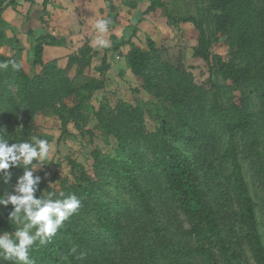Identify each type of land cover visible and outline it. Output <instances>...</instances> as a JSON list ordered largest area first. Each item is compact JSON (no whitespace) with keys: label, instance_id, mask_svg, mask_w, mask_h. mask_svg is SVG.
Here are the masks:
<instances>
[{"label":"trees","instance_id":"1","mask_svg":"<svg viewBox=\"0 0 264 264\" xmlns=\"http://www.w3.org/2000/svg\"><path fill=\"white\" fill-rule=\"evenodd\" d=\"M149 3L147 14L162 9L168 18L172 17L162 0H149ZM46 4L47 1L45 6ZM5 5L6 1L1 0L0 16ZM213 5L209 8L214 23L212 31L204 29L197 19L180 20L192 23L199 31L198 46L194 49L193 56L206 64L210 78L219 75L236 89H253L261 93L260 98L264 101V6H253L248 0H213ZM219 38H225L230 46V57L227 60L212 54L213 44ZM66 42L67 38L56 39L49 33H44L37 39L34 66L42 68L39 76L30 77L22 66L19 71L13 70L11 65L6 70H0V100L3 103L9 102L15 114L19 113L20 107L24 108V119L19 123L20 129L16 134H10V123L0 119V129H4L10 142L30 140L35 136L52 143L53 139L45 133V121H38L40 116L59 122L63 136H70L68 127L71 124L77 131L85 132L92 121L89 103L97 91L105 89L107 58L103 57L101 79L86 75L93 59L100 55L89 46L82 47L72 55L65 66L45 64L44 46L60 48L65 47ZM125 46L130 47L124 57L126 68L143 81L142 91L155 99V113L148 114L155 121H160V127L157 133L149 132L143 125L144 112L147 111L137 108L133 112H121L112 124L106 123L100 109L96 114L99 128L107 136L121 141L125 126L119 125L120 122L142 123L141 128H137L134 139L140 141L151 154L152 167L160 172L170 203L189 223V229L183 234L194 241L191 253L201 257L205 264H219L220 259L223 264H233L238 259L239 252L235 249L234 241L223 236V217L224 221L225 218L228 219L232 231L235 223L241 226L239 229L235 227L234 236L246 243L255 264H264V238L260 231L257 205L245 176L238 142L239 135L252 134L245 143L247 148L252 147L256 140L254 132L260 123L264 124V111L257 114L249 110L247 101L224 105L217 93L213 94L214 99L208 105L203 97V89L194 86L191 75L163 61L157 54L156 44L152 39L148 40L150 51L136 46L131 39L121 44V47ZM13 60L16 61L14 57L0 55V62ZM73 71L75 75L71 77L70 73ZM11 86L16 87V96L9 93ZM70 100L71 105L66 102ZM200 115L207 119V126L213 124L228 136L221 161L231 168L232 198L231 205H225L222 210L211 204L197 169L178 146L181 142L199 141ZM87 133L91 137L95 136L92 131ZM207 135L208 133L206 139ZM259 156L260 153L254 151L256 160H259ZM95 161H100L98 152L95 153ZM105 163L107 168L103 171L108 172L109 178L120 182L128 190L138 201L140 210L149 215L147 217L154 216L152 192L141 187L135 169L129 162L116 157ZM70 164L79 174L74 192L81 199L82 207L77 215L65 222V226L50 244L33 250L31 256L35 264H156L152 251L151 259L145 258L142 246L145 236H141V228L135 227L131 222L133 219L127 215L117 213L114 216L109 205L96 199V191L102 189L98 183L82 165L74 161H70ZM98 168L102 169V166L98 164ZM12 171L14 184L15 174H21L22 170ZM34 175L44 178L46 172L38 171ZM57 179L58 175L52 179H42L40 189H44L43 194L52 191L51 185ZM100 184L106 183L101 181ZM4 187L0 185V189ZM9 209L0 208V231L15 230V226L7 221ZM162 231L157 227V234ZM106 235L119 246L128 242L137 251V258L116 260L107 249L104 240ZM161 245L166 246L164 239L161 240ZM0 264L9 262L0 261Z\"/></svg>","mask_w":264,"mask_h":264},{"label":"rangeland","instance_id":"2","mask_svg":"<svg viewBox=\"0 0 264 264\" xmlns=\"http://www.w3.org/2000/svg\"><path fill=\"white\" fill-rule=\"evenodd\" d=\"M5 1L4 11L7 8L9 10L8 13L3 11L0 16V48L2 47L7 55H16L13 56L16 62L30 77L39 76L42 72V68L34 66L35 44L37 39L49 29H53L59 38L66 35L70 42H67V47L58 48L59 50L45 45L44 47H50L44 52L45 64L55 63L65 66L72 55L82 47L89 46L100 55L93 59L86 75L101 79L100 68L103 57L107 58L104 72L105 89L97 91L89 103L92 121L87 125L85 132L77 131L71 124L68 127L70 136H63L59 122L38 117L39 122L45 121V133L53 139L50 157L43 164V168L38 170L45 171L47 179L58 175L59 179L51 185L52 191L75 194L74 188L79 182V174L70 164V161H74L82 165L89 176L102 188L99 189L100 187L97 186L98 198H95L109 205L114 211V216L117 213L127 215L133 219L131 222L135 227L141 228V236H145L142 246L146 259H151L152 251L156 264H205L201 257L191 253L194 241L183 234L189 229V223L170 203L168 193L165 191V182L160 172L152 167L151 154L140 141L134 139L135 132L137 128H141L142 123L120 122L119 125L125 127L123 139L119 141L118 138L107 136L102 128H99L96 114L102 109L106 123L112 124V121L125 110L133 112L137 108L143 109L147 111L144 112L143 125L151 133L158 132L160 121H155L148 114V112L155 113L157 103L152 96L142 91L143 81L133 76L125 65L124 57L130 47H121V44L129 39L146 51H150L148 40L152 39L156 44L157 54L163 61L191 75L194 86L203 89V97L208 105L214 99L213 94L217 93V97L224 105L247 101L249 110L257 114L263 112L264 101L260 98L261 93L247 88L236 89L219 75L210 78L206 64L193 56L194 49L198 46L199 31L192 23L180 22V20L197 19L204 29L212 31L214 23L209 8L211 5L214 6L213 0H162L168 7L171 18H168L162 9L147 14L149 0H75L73 5L68 3L69 0H41L35 16L31 13L34 11L30 10L29 0ZM248 2L253 6H264V0H248ZM98 19L110 21L109 31L106 34L110 46L105 49L97 48L91 43L96 35L93 25ZM229 47L225 38H219V41L213 44L211 51L213 55L227 60L230 57ZM74 75V71L70 73L71 77ZM9 91L12 96H16V87H9ZM66 102L69 105L72 103L71 100ZM0 119L10 123V134H16L20 129L19 123L24 119V108L20 107L19 113L15 114L9 102L3 103L0 100ZM207 123V119L200 115L199 141L181 142L178 146L197 169L211 204L216 209L222 210L225 205H231L232 198L231 168L229 164L221 161V153L227 147L228 136L216 129L213 124L207 126ZM88 131H92L95 136L91 137ZM206 133H208L207 139ZM250 136L252 134L239 135L238 142L245 176L257 205L260 231L264 238V124H259L253 134L256 140L251 148H247L245 143ZM254 151L260 153L259 160L254 158ZM96 152L100 157L99 163L95 161ZM116 157L128 161L135 169L141 187L152 192L154 214L160 216V219L158 217L156 220L155 215L147 217L149 215L140 210L138 201L128 190L120 182L109 178L108 172L103 171L107 168L105 161H111ZM98 164L102 169L98 168ZM101 181L106 184L101 185ZM225 219L227 222L222 217L223 236L233 240L235 249L239 252V257L233 264H255L249 247L243 240L234 236L235 227L239 229L241 226L235 223L232 231L228 219ZM90 221L91 219L88 222ZM157 227L163 230L159 234L156 232ZM104 237L108 251L116 260L137 258V251L133 250L134 247H130L128 242H125L124 246H119L107 235ZM163 239L166 241L165 247L160 246ZM219 264H223L221 259Z\"/></svg>","mask_w":264,"mask_h":264},{"label":"clouds","instance_id":"3","mask_svg":"<svg viewBox=\"0 0 264 264\" xmlns=\"http://www.w3.org/2000/svg\"><path fill=\"white\" fill-rule=\"evenodd\" d=\"M110 21L98 19L93 27L95 37L92 45L105 49L110 46L106 38ZM19 71L16 61L0 62V70ZM52 144L46 139L31 137L30 140L10 142L4 129H0V208L9 209L7 221L15 226L14 231H0V261L9 264H35L31 253L47 246L82 207V201L74 193L40 189L42 178L34 175L43 168L52 152ZM35 161V163H33ZM13 169L22 170L15 174ZM48 185H51L49 183ZM39 192V195L37 193Z\"/></svg>","mask_w":264,"mask_h":264},{"label":"crops","instance_id":"4","mask_svg":"<svg viewBox=\"0 0 264 264\" xmlns=\"http://www.w3.org/2000/svg\"><path fill=\"white\" fill-rule=\"evenodd\" d=\"M30 1V10H32V11H34V12H31V13H33L34 14V16L36 15L35 14V12L37 11V9H39V7H40V3L42 2L41 0H29ZM74 1L75 0H69V4H71V5H73L74 4ZM60 5V4H59ZM60 6H62V5H60ZM7 10H9V8H7L5 11H6V13H8V11ZM4 11V12H5ZM3 12V13H4ZM5 13V14H6ZM32 19H34L35 20V18H32ZM52 26H53V28L55 27L53 24H52ZM139 28H141V25L139 26ZM44 33H49L51 36H53V37H55L56 39H62V38H67V36L65 35V36H62V37H57L58 35L55 33V32H53V29H49L48 31H45ZM68 38H70V36L68 35ZM35 42V41H34ZM67 42H70V41H68V39H67ZM67 42H66V46L65 47H67ZM52 47V46H51ZM47 48H50V47H48V46H46V47H44V52L46 51V49ZM59 47H54V49L55 50H59V49H62L61 47L58 49ZM0 55H2V56H5V57H13V56H15L16 57V55H14V54H11V55H7L6 53H5V51H4V49L1 47L0 48Z\"/></svg>","mask_w":264,"mask_h":264}]
</instances>
